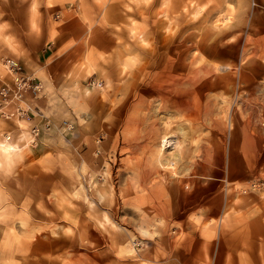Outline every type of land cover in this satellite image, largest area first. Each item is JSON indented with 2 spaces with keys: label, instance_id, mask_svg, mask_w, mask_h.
<instances>
[{
  "label": "rangeland",
  "instance_id": "obj_1",
  "mask_svg": "<svg viewBox=\"0 0 264 264\" xmlns=\"http://www.w3.org/2000/svg\"><path fill=\"white\" fill-rule=\"evenodd\" d=\"M262 26L264 0H0V86L12 83L5 57H43L39 73L24 69L42 84L30 97L39 134L0 119V140L21 147L8 161L0 153V264H241L231 243L222 255L219 211L144 184L161 139L157 125L139 129L153 101L174 105L184 77L264 76ZM209 87L193 111L208 106ZM225 186L235 213L239 196L264 197V178ZM252 232L245 249L259 253L264 236Z\"/></svg>",
  "mask_w": 264,
  "mask_h": 264
},
{
  "label": "crops",
  "instance_id": "obj_2",
  "mask_svg": "<svg viewBox=\"0 0 264 264\" xmlns=\"http://www.w3.org/2000/svg\"><path fill=\"white\" fill-rule=\"evenodd\" d=\"M259 28V32L264 33V26ZM57 38L59 39L58 36ZM64 43L63 39L60 45ZM42 58L41 54H36L35 58L33 57L30 63L26 64L27 66L22 64L23 69L27 70L26 67H29L32 73H39V70L43 68ZM44 63L47 62L44 61ZM241 82H252V84L234 86L235 83ZM178 83L180 87L176 95L181 96L183 100L184 95L189 92L187 102L177 104L175 101L177 96L174 100H170L173 106L164 111L158 110L159 114L154 115L152 108L156 107L157 99L153 101L149 112L142 114L140 119L141 137L151 135L154 130L153 126L157 125V135L160 137L172 135L173 139L177 140H175L177 144L175 142L173 144L174 148L172 146L169 150L163 151L162 155L159 154V149L155 151V159L151 161L152 163L149 160L144 162L142 166L145 173L144 184L162 185L165 189L168 185L170 190L175 188L176 191L177 187L185 189L187 198H192L191 203L195 206L197 204L199 206L197 208L202 213L211 214L219 211L220 249L222 248L223 251L225 244L231 243L235 245L232 251L238 256H234L229 250L223 251L222 255L227 253V258H229L231 253L233 255L231 259H241V264H246L247 259L252 260V264H258V258L261 264L260 259L264 258V250L259 253L246 251V236L251 234H244V230L253 229V237L260 234L264 236V197L260 198L254 193L239 196L238 202H241L242 209L241 206L238 208L242 211L235 213L234 209H230L235 203V193L225 185L264 178V76L259 74H239L237 78L219 75L201 76L200 78L195 76L184 77ZM208 86H210L208 89L211 93L208 106L200 110L196 105L197 111H193L191 106L193 100L200 98L203 100V90ZM182 92L185 94L180 95ZM33 101L28 99L30 106L35 108ZM196 102L199 101L196 100ZM162 114L169 117V121L159 124V117ZM193 117L198 118L199 122H193ZM0 119H2L1 114ZM4 119L2 120L6 121V118ZM16 119L13 117L8 121V126L13 124L14 128L15 123L20 126L22 123ZM26 121L28 127L38 125L36 118ZM166 124L169 126L167 127ZM138 145L139 142L135 145L133 154H137ZM171 153H175L178 157L171 165H168L162 157L166 154L170 156ZM187 163L191 166L190 173L186 176H176L175 171ZM176 197L179 195L168 196L169 199ZM251 205L250 214L254 212L256 214L248 218L243 208L244 206L251 207Z\"/></svg>",
  "mask_w": 264,
  "mask_h": 264
},
{
  "label": "built area",
  "instance_id": "obj_3",
  "mask_svg": "<svg viewBox=\"0 0 264 264\" xmlns=\"http://www.w3.org/2000/svg\"><path fill=\"white\" fill-rule=\"evenodd\" d=\"M43 53L46 54L47 50L45 49ZM3 63L10 74L12 83L0 86V114L4 118L16 117L20 120H30L34 113L28 99L30 97L35 99L39 96L42 84L40 80L25 72L22 64L15 59L5 57ZM62 123L67 130L73 128L67 121ZM43 126H49V123L46 122ZM39 131L40 127L36 125L32 127L33 136H37Z\"/></svg>",
  "mask_w": 264,
  "mask_h": 264
},
{
  "label": "bare ground",
  "instance_id": "obj_4",
  "mask_svg": "<svg viewBox=\"0 0 264 264\" xmlns=\"http://www.w3.org/2000/svg\"><path fill=\"white\" fill-rule=\"evenodd\" d=\"M136 34V33H135ZM189 92H187V97L189 96L188 94ZM185 97V98H187ZM176 103H181L183 102L182 99H178V101L175 99ZM182 104V103H181ZM238 104V103H236ZM152 112H154V115H158L159 111L156 107L152 108ZM162 110V109H160ZM153 115V116H154ZM160 116V115H159ZM156 117V116H154ZM169 121V117H167L165 114H162L159 117V124L163 123H167ZM148 125V124H147ZM146 125V126H147ZM145 126V127H146ZM159 126V125H158ZM166 126L168 127L169 125L166 124ZM164 128V127H163ZM145 129V128H144ZM163 132V131H162ZM171 134V133H170ZM194 136V135H193ZM177 136H174V138ZM178 138V137H177ZM195 138V137H194ZM161 141H160V147H159V154L162 155V152L165 150H169L172 146L174 148V142L176 139H173L172 135L170 137H166V135H162L160 137ZM183 139V138H182ZM177 141V140H176ZM181 141V138H180ZM176 143V142H175ZM179 143V141H178ZM177 144V143H176ZM176 149V148H175ZM21 150V147H19V145L17 144V142L14 140V138L12 139L9 135L6 136V138H4L3 140H0V153H2V157L4 159H6V161L10 160L12 158L13 155H16L19 153V151ZM175 151V150H174ZM195 152V151H194ZM162 157V156H161ZM178 156L175 153H171L170 156L166 154V156L162 157L163 161L166 162L168 165H171L173 163V161L177 158ZM190 169L191 166L187 163L182 165L180 168H178L175 171V175L176 176H186L188 173H190ZM28 237H30L31 233L27 234ZM27 237V236H26Z\"/></svg>",
  "mask_w": 264,
  "mask_h": 264
}]
</instances>
